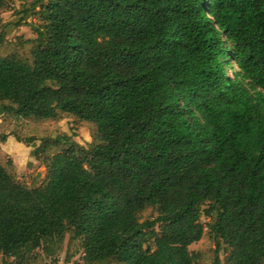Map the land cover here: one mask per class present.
Listing matches in <instances>:
<instances>
[{
    "label": "trees",
    "instance_id": "16d2710c",
    "mask_svg": "<svg viewBox=\"0 0 264 264\" xmlns=\"http://www.w3.org/2000/svg\"><path fill=\"white\" fill-rule=\"evenodd\" d=\"M36 8L32 62L0 57V102L95 133L42 140L39 187L0 165V256L68 234L83 264H198L205 218L215 264H264V0H34L16 26Z\"/></svg>",
    "mask_w": 264,
    "mask_h": 264
},
{
    "label": "rangeland",
    "instance_id": "374dc122",
    "mask_svg": "<svg viewBox=\"0 0 264 264\" xmlns=\"http://www.w3.org/2000/svg\"><path fill=\"white\" fill-rule=\"evenodd\" d=\"M33 1L3 0V6L0 7V35L4 34L5 38L0 45V57L15 58L29 64L32 62L35 30L41 25L38 8L31 10L20 26H16L20 18L16 13L29 8ZM232 67L236 70L234 64ZM228 74L231 75V71ZM10 107L12 106L8 102H0V165L27 188L39 187L45 179L43 158L36 156V149L42 140L69 137L84 147L93 142L95 128L89 123L65 114H59L55 120L23 119L9 110ZM2 137H5V142L1 141ZM15 137L23 141L33 138L34 142L26 145L18 142ZM58 149L59 147H50L46 154L51 155ZM156 216L154 209L147 208L139 214V221L152 220ZM201 223L205 227L204 235L199 242L189 246V251L198 264H215L216 258L223 261L224 253H216L215 242L206 232L207 220L201 218ZM0 264H83V261L79 241H69L67 234L61 249L56 250L53 255L36 250L19 261L0 256Z\"/></svg>",
    "mask_w": 264,
    "mask_h": 264
}]
</instances>
